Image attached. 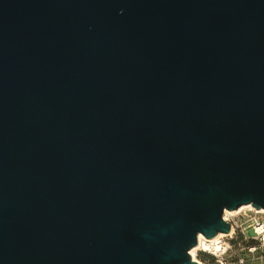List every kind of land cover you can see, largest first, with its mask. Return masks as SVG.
Listing matches in <instances>:
<instances>
[{
	"label": "water",
	"instance_id": "obj_1",
	"mask_svg": "<svg viewBox=\"0 0 264 264\" xmlns=\"http://www.w3.org/2000/svg\"><path fill=\"white\" fill-rule=\"evenodd\" d=\"M264 210V0H0V264H199Z\"/></svg>",
	"mask_w": 264,
	"mask_h": 264
},
{
	"label": "built area",
	"instance_id": "obj_2",
	"mask_svg": "<svg viewBox=\"0 0 264 264\" xmlns=\"http://www.w3.org/2000/svg\"><path fill=\"white\" fill-rule=\"evenodd\" d=\"M223 220L229 232L210 240L197 238L194 259L201 253L209 261L199 264H264V210L242 206Z\"/></svg>",
	"mask_w": 264,
	"mask_h": 264
},
{
	"label": "bare ground",
	"instance_id": "obj_3",
	"mask_svg": "<svg viewBox=\"0 0 264 264\" xmlns=\"http://www.w3.org/2000/svg\"><path fill=\"white\" fill-rule=\"evenodd\" d=\"M246 207H249V208H252L250 205L249 206H246ZM254 209V208H253ZM235 214V211H224V213H223V217L225 218V219H227V217L228 216H233ZM222 234H218V235H216L214 238H217V237H219V236H221ZM198 239H201V238H204L201 234H199L198 235V237H197ZM213 238V239H214ZM195 250L196 249H191L190 251H189V255L191 256V258L193 259V260H195L194 259V253H195Z\"/></svg>",
	"mask_w": 264,
	"mask_h": 264
},
{
	"label": "trees",
	"instance_id": "obj_4",
	"mask_svg": "<svg viewBox=\"0 0 264 264\" xmlns=\"http://www.w3.org/2000/svg\"><path fill=\"white\" fill-rule=\"evenodd\" d=\"M197 259H198L201 263L209 261V258H208L206 255L201 254V253H199V254L197 255Z\"/></svg>",
	"mask_w": 264,
	"mask_h": 264
},
{
	"label": "rangeland",
	"instance_id": "obj_5",
	"mask_svg": "<svg viewBox=\"0 0 264 264\" xmlns=\"http://www.w3.org/2000/svg\"><path fill=\"white\" fill-rule=\"evenodd\" d=\"M246 233H247L248 236H251V235H252V231H251V230H247ZM195 261L200 262V261L197 259V257L195 258Z\"/></svg>",
	"mask_w": 264,
	"mask_h": 264
}]
</instances>
